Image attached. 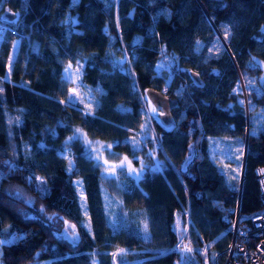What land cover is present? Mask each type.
<instances>
[{
    "label": "trees",
    "instance_id": "16d2710c",
    "mask_svg": "<svg viewBox=\"0 0 264 264\" xmlns=\"http://www.w3.org/2000/svg\"><path fill=\"white\" fill-rule=\"evenodd\" d=\"M0 22V264H222L227 214L237 202L241 220L264 210V0H0ZM68 64L81 67L93 109L67 98ZM147 87L177 98L173 123L146 117ZM215 135L246 139L240 178L211 154ZM99 142L136 164L156 147L164 162L107 175L90 152ZM105 196L117 201L112 219ZM185 212L192 251L169 250Z\"/></svg>",
    "mask_w": 264,
    "mask_h": 264
},
{
    "label": "rangeland",
    "instance_id": "374dc122",
    "mask_svg": "<svg viewBox=\"0 0 264 264\" xmlns=\"http://www.w3.org/2000/svg\"><path fill=\"white\" fill-rule=\"evenodd\" d=\"M101 30L97 32L95 37L94 46L98 47L101 41ZM19 38H15L12 42L10 51L8 53L6 59V73L5 76L10 75L11 67L14 62L16 51L18 48ZM164 65H166L163 59H159L154 64V69L156 71L160 70ZM70 66V67H69ZM67 70V71H66ZM77 70L79 73L77 75ZM81 67H77L72 64H68L63 71V78L68 83V95L67 98L74 101H81L88 109H93L94 101L91 96H88V91L83 87L81 79ZM236 89H240L243 92L244 101L246 87L243 83V80H239L238 87ZM164 90V87L162 88ZM165 91V90H164ZM154 108L153 105L149 106V109L146 110L145 115H153L156 118L158 110L155 108V112L152 111ZM152 135V134H151ZM142 138V136H140ZM245 140H241L236 136H226V135H215L210 137L209 145L211 148V154L215 157L219 167L227 174L228 178H237L242 175L243 169V156L245 152ZM106 148V149H104ZM90 152L97 156V158L104 165L102 172L107 175H117V167L122 164L125 166V170L132 174L133 176H139L144 168H158L164 162V159L159 157L157 154L156 147L149 148L147 152L138 156V164H136L132 158L125 153L120 152L119 154H114L111 152V144L109 142H99L92 143ZM136 155V154H134ZM190 155L187 154V157ZM145 157H147L148 162L145 161ZM125 158H127L125 160ZM81 181L80 178H75V182ZM79 195H82V188L79 186ZM106 207L109 212V216L112 219L114 214L116 213L117 201L107 198L105 196ZM83 213L86 215L87 208L85 202H80ZM178 217V214H176ZM179 222V218H178ZM143 224L144 221H143ZM61 234L68 238L71 242H75L78 239V232L76 229V225L73 221H66L65 226L61 230Z\"/></svg>",
    "mask_w": 264,
    "mask_h": 264
},
{
    "label": "built area",
    "instance_id": "2783aa9c",
    "mask_svg": "<svg viewBox=\"0 0 264 264\" xmlns=\"http://www.w3.org/2000/svg\"><path fill=\"white\" fill-rule=\"evenodd\" d=\"M6 29V25L0 22V36ZM255 176L259 184V198L264 202V163L255 168ZM184 224L178 240L169 247V250L191 248L188 242L187 231L189 224L188 213L185 212ZM228 220L232 224V232L229 243L226 246L227 255L222 264H264V210L256 211L245 219L241 220L238 211V202L234 212L227 214ZM145 257L128 259L125 262H142ZM216 264H220L215 259ZM111 264H118L112 260ZM195 264H204L202 260H197Z\"/></svg>",
    "mask_w": 264,
    "mask_h": 264
},
{
    "label": "water",
    "instance_id": "95a60500",
    "mask_svg": "<svg viewBox=\"0 0 264 264\" xmlns=\"http://www.w3.org/2000/svg\"><path fill=\"white\" fill-rule=\"evenodd\" d=\"M1 16L3 18L12 19L15 17V12L11 9L6 8L2 11ZM190 74L193 80L197 84H202L203 80L200 78V76L195 71H191ZM145 93L149 101L153 104V106L159 110L158 116L161 122L165 125H169L173 123L174 119L172 115V108L177 106L178 104L177 98L170 96L164 93L162 90L153 88V87H147L145 89ZM245 142H246V139H245ZM245 146H246V143H245Z\"/></svg>",
    "mask_w": 264,
    "mask_h": 264
},
{
    "label": "snow or ice",
    "instance_id": "6c2138e0",
    "mask_svg": "<svg viewBox=\"0 0 264 264\" xmlns=\"http://www.w3.org/2000/svg\"><path fill=\"white\" fill-rule=\"evenodd\" d=\"M69 67H70V66H69ZM66 71H67V70H66ZM78 73H79V70H77V75H78ZM152 111L155 112V108H153ZM126 159H127V158H125V160H126ZM122 165H123V162H122L121 166H122ZM145 231H147V223H145ZM187 250H188V251H192L191 248H188ZM123 252H124L123 249H119L116 253H113V256L115 257V256H117V255H121V254H123Z\"/></svg>",
    "mask_w": 264,
    "mask_h": 264
}]
</instances>
